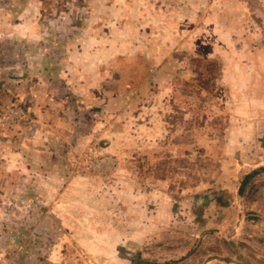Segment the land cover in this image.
<instances>
[{"label": "rangeland", "instance_id": "374dc122", "mask_svg": "<svg viewBox=\"0 0 264 264\" xmlns=\"http://www.w3.org/2000/svg\"><path fill=\"white\" fill-rule=\"evenodd\" d=\"M23 19L35 22L32 32H27L29 23L26 29H18L21 32L15 31ZM242 35L264 51V0H0V93L22 58L20 48L28 55L33 52L32 59L39 55L47 66H58L59 58L62 64L73 62L68 65V72L74 74H69L70 82L86 83L88 95L85 90L71 92L87 97L79 100L73 95L61 106L75 108V126L90 128L92 124L93 131L89 139L77 144L79 154L72 164L66 158L54 174L63 185L82 176L100 178L93 182L96 194L85 197L84 204L57 202L61 187H52L49 193L41 183L11 176V167L8 170L0 164V264H125L114 250L125 228L120 210L124 203L118 199H123V192L116 184H123L124 173L131 172L135 184L160 178L166 182L158 187L162 193L177 196L185 194L188 179L199 189V182L213 177L220 164L219 139L214 133L228 123V111L222 105L224 89L234 84L232 66L228 80L222 67L223 63L234 66L237 36ZM66 52L69 57L70 53H85V58L65 59ZM118 62H131V74H120L113 67ZM113 79L129 82V87L111 98L104 88ZM92 86L100 94L98 99L88 90ZM189 103H196L190 105L193 115L187 114ZM0 106L22 109L16 122L0 125V130L15 128L25 117L17 101L7 102L0 95ZM203 112L211 129L206 138L195 139V147L188 150L187 136L173 139L181 143V152L172 154L167 130L177 122L184 127L187 121L200 122ZM173 114L179 119H171ZM159 124L164 126V137L157 139L156 133H147L146 126L155 125L159 132ZM25 172L37 178L45 175L39 166ZM114 178L116 189L110 195L116 194L117 200L109 202L110 195L99 183ZM115 209L119 213L111 216ZM107 210L109 214L104 213ZM131 212L134 219L136 212ZM114 220L119 225L115 235L108 230ZM166 236V244L157 247L152 243L133 253L144 261L137 259L132 264L186 260L193 249L185 248L195 237L187 241L186 237ZM207 249L204 244L196 259Z\"/></svg>", "mask_w": 264, "mask_h": 264}, {"label": "crops", "instance_id": "0c3cea01", "mask_svg": "<svg viewBox=\"0 0 264 264\" xmlns=\"http://www.w3.org/2000/svg\"><path fill=\"white\" fill-rule=\"evenodd\" d=\"M27 23H29L27 32L31 31L30 28L35 23L31 19L21 20L15 31L21 32L18 29H26ZM247 39L248 36H237L239 45L234 52L236 58L234 66L223 63L222 67L224 71L222 75L227 80L228 76L232 75L233 68L234 84L231 83L226 86L227 90L224 89L222 105L228 111V123L220 125L214 133L215 139H219L217 147L220 164L215 166L216 173L213 177L207 176L203 182H199V189H195L197 184L188 179L185 194L177 196L162 193L159 188L166 182L160 178L141 180L140 184H135L131 172L124 173L126 175L123 184H116L115 178L106 180V184L99 183V186L107 191V195L115 192V184L120 188L119 191L123 192L121 194L123 199L120 197L118 199L124 203L120 209L121 217L124 219L125 228L122 232L124 235L121 244L114 248L121 262L132 264L137 257L133 253L144 250L142 247L152 243L157 247L164 245L169 238L166 235H170L186 237L187 241L195 237L194 243L185 248L188 252L193 249L192 253L179 264H236L217 258L206 261L213 255L244 264H264V51L250 45ZM22 42L20 41L18 46H21ZM20 54L22 58L19 57V64L13 66L9 84L0 95L7 102L21 103L25 117L15 128L6 127L0 130V164L7 166L8 170L11 167V176L17 178L22 176L37 184L41 183L44 189L48 188L49 193L53 191L52 187H61L55 201L69 200L82 205L90 193L96 194L93 190L97 186L93 182L100 178L82 176L80 180L70 179L63 185L62 181L56 182L59 176L54 172L60 169V166H64L66 158L70 160L67 162L72 164L73 158H77L79 154L76 148L79 141L89 139L92 135V124L90 128L75 126L78 122L74 114L75 108H71L70 105L68 107L64 105L63 108L61 106L64 102H70L71 99L68 97L73 98V95L79 100L86 99L87 96L77 92L82 90L87 92V84L70 82L71 78L68 76L74 74L68 72L70 71L68 65L73 62L66 61L62 64L59 58L58 66L53 67L47 66V62H43L45 59L39 55H36L39 58L32 59L33 52L28 55L29 52L20 48ZM70 54L69 57L66 52L64 58L73 59L72 57L80 56L81 52ZM84 56L85 53L79 58L83 59ZM113 67L126 76L131 74L132 63L127 65L118 62L113 64ZM106 69L110 70V66ZM128 87L129 82L113 79L108 81L104 90L113 98L115 94L126 91ZM96 89L92 86L88 90L98 99L100 94ZM74 91H77V94L72 95L71 92ZM203 104L204 102L198 107ZM190 105L196 106V103H189L187 107V114L193 115ZM171 117L179 119V116L174 114ZM207 118L208 115L204 113L198 124L196 121L195 124L194 121H187L185 127L183 122L182 126L181 122H177L174 127L172 120L173 127L167 130L172 140V146L169 148L172 154L181 152L179 146L181 143L178 141L174 143L173 139L178 140L187 136L188 150L195 147V139L206 138L211 130L207 126L209 122ZM94 121L92 111L91 122ZM159 126L158 132L155 125H147V133H156L157 139L164 137V126L160 124ZM182 149L185 152L183 146ZM34 166H39L45 171L43 178L26 174L25 170L31 171ZM65 188L68 189L64 190ZM63 194L66 196L61 198ZM82 197L84 198L81 199ZM108 199L109 202L110 200L115 202L116 194L110 195ZM131 211L136 212L134 219L129 215ZM104 213L109 214V211ZM112 213L111 216H115L119 211L115 209ZM117 226L119 225L114 220L113 224L108 223V230L111 229L115 235ZM92 233L94 234V231ZM206 239L215 242L208 243L205 242ZM204 244L208 248L207 253L197 260L196 256ZM182 245L184 244H181V247ZM175 249L180 250V246ZM139 261L144 260L139 258Z\"/></svg>", "mask_w": 264, "mask_h": 264}, {"label": "built area", "instance_id": "2783aa9c", "mask_svg": "<svg viewBox=\"0 0 264 264\" xmlns=\"http://www.w3.org/2000/svg\"><path fill=\"white\" fill-rule=\"evenodd\" d=\"M22 115V109L20 107H6L0 106V125L8 126L16 122Z\"/></svg>", "mask_w": 264, "mask_h": 264}, {"label": "water", "instance_id": "95a60500", "mask_svg": "<svg viewBox=\"0 0 264 264\" xmlns=\"http://www.w3.org/2000/svg\"><path fill=\"white\" fill-rule=\"evenodd\" d=\"M214 258L221 259V260H225V261H227V262H234V263H236V264H244V263H242V262L234 261V260H232V259L223 258V257L218 256V255L209 256V257L206 259V261H208V260H210V259H214ZM137 259H139V256H137V258H135V259L133 260V263H134Z\"/></svg>", "mask_w": 264, "mask_h": 264}]
</instances>
